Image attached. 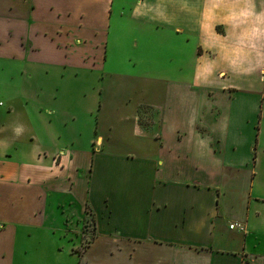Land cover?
I'll use <instances>...</instances> for the list:
<instances>
[{
  "label": "crops",
  "instance_id": "obj_1",
  "mask_svg": "<svg viewBox=\"0 0 264 264\" xmlns=\"http://www.w3.org/2000/svg\"><path fill=\"white\" fill-rule=\"evenodd\" d=\"M113 14L134 24L144 58L179 66L152 101L130 107L137 125V111L153 113L154 132L118 151L122 139L97 135V122L92 150L74 148L77 137L53 148L59 114L72 109L52 105L77 93L62 74L35 93L22 75L19 90L14 70L106 74ZM0 97V264L19 261L20 232L55 225L49 198L74 218L78 193L77 223L63 226L81 239L73 264H264V0H0ZM130 101L101 108L120 115ZM251 125L254 140L241 132Z\"/></svg>",
  "mask_w": 264,
  "mask_h": 264
},
{
  "label": "rangeland",
  "instance_id": "obj_2",
  "mask_svg": "<svg viewBox=\"0 0 264 264\" xmlns=\"http://www.w3.org/2000/svg\"><path fill=\"white\" fill-rule=\"evenodd\" d=\"M131 1L132 0H128V3H131ZM133 25L134 24H132V22L130 23L126 17L122 18L118 14L112 15L107 58L102 61L104 67L103 72L106 74L102 75L101 72H93L95 70L93 67L85 66L79 68H53L50 65L42 64L17 65L14 71H16L17 74L16 87L19 90L21 88L20 78L22 75H28L26 76L29 79L27 80L28 88H31L32 93H35L40 90V87H48L49 80H51V84L52 78L62 74L65 78L60 82L65 88L72 89L77 93L76 96L63 97L62 99H65V101H62V103L52 105L55 108L63 107L66 110L68 107L67 102H70L69 108L72 110L59 114V129L60 133L63 134V138H54L51 147L66 148L65 146L67 143L65 139L70 140L77 137L76 143L73 144L74 148H78L82 151L86 149L92 150L93 144L91 137L94 138L95 136L92 125L95 123L96 126L97 122V135L101 134L105 137H109L111 131L113 132L112 136L116 140L118 138L122 139L124 144H115V146H118V151H125V147H142V144L139 143V139L135 138L136 136L143 135L145 137H151L154 132L153 113L149 111L146 112L145 110L140 112L137 111L136 115L139 121L137 125V122L132 119V114L134 112H131L132 110H130V107H137L136 105L142 100L151 99L152 101L154 98V89L164 83L161 79L162 74H173L175 77L174 74L179 70V66L169 63H155L154 61H149L144 58L139 53V49L136 46V42L138 41V43L141 44V40L138 30L132 29ZM5 71L8 70L6 69ZM46 72L49 73L50 79L46 77ZM75 73H79L77 77L80 79H76V84L70 85V79L75 76ZM92 74H94V76H91ZM100 90L101 95H99ZM91 95L97 99L98 103L97 107L93 110L92 107L95 103V99H93ZM110 95L112 96L110 97ZM107 97H109V99H107ZM126 98L131 100L130 103L126 105L129 109L127 113L120 115L113 113L111 115V113L105 110L103 111L101 108L105 103H109L108 105L111 104L113 108H117V106L122 105V102ZM36 100L39 101L35 99L34 102H36ZM48 101L51 102L52 99L47 98V102ZM0 102H2L0 105L3 104L5 98L0 97ZM40 102L41 101H39V103ZM113 108L112 110H114ZM262 109V116L264 117V101ZM66 121L67 124H64ZM262 121L261 126H259V133L261 144L264 145V119ZM136 126L139 128L141 127V129L136 128ZM256 126L257 125L243 127L241 130L242 136L254 140L257 131ZM30 147L31 144L28 148ZM261 151L262 149H258L259 153ZM50 152H52V150H50ZM44 157L48 160L51 156L47 153ZM76 199L79 202L74 203L71 208L72 213L76 215L73 218L71 217L68 204L61 200L57 201L55 197L52 200L49 198V202H47V213L51 214L56 211V215L54 214L56 217L54 221L55 225L50 227L44 226V228L49 230L48 232L39 229L29 230V233H22L19 231L22 235L17 242L18 253L16 256L19 261H14V264H38L41 262L42 258H44L45 261L53 262L54 253H57L56 259L59 264H66V260L71 263V259L75 261L72 256L78 257L81 239L78 235L73 233L74 231L67 230L66 228L63 230V226L64 222H67V228L77 223L79 205H82L79 193ZM70 223L73 224L71 225ZM91 226L93 227L92 219L90 220V218H88L87 224L84 220L83 227H87L86 232L89 233L92 231ZM89 235L90 234H88V236ZM37 237L40 238L42 245L40 248L35 245ZM86 240L83 241L84 244L87 243L88 240Z\"/></svg>",
  "mask_w": 264,
  "mask_h": 264
},
{
  "label": "built area",
  "instance_id": "obj_3",
  "mask_svg": "<svg viewBox=\"0 0 264 264\" xmlns=\"http://www.w3.org/2000/svg\"><path fill=\"white\" fill-rule=\"evenodd\" d=\"M233 227H234V225H231V226H230V228H233Z\"/></svg>",
  "mask_w": 264,
  "mask_h": 264
}]
</instances>
